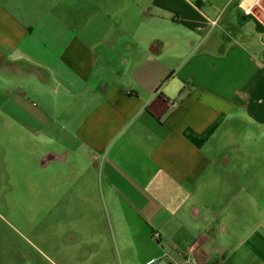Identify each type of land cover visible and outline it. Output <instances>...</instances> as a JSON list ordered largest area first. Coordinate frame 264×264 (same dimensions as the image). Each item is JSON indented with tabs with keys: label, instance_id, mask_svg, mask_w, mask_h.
<instances>
[{
	"label": "crops",
	"instance_id": "1",
	"mask_svg": "<svg viewBox=\"0 0 264 264\" xmlns=\"http://www.w3.org/2000/svg\"><path fill=\"white\" fill-rule=\"evenodd\" d=\"M42 143L130 264H264V0H0V174Z\"/></svg>",
	"mask_w": 264,
	"mask_h": 264
},
{
	"label": "rangeland",
	"instance_id": "2",
	"mask_svg": "<svg viewBox=\"0 0 264 264\" xmlns=\"http://www.w3.org/2000/svg\"><path fill=\"white\" fill-rule=\"evenodd\" d=\"M39 148H25L23 172L0 174V264L134 262L111 232L93 172L86 171V182L76 156L63 159L60 143ZM49 150L58 159L43 162Z\"/></svg>",
	"mask_w": 264,
	"mask_h": 264
},
{
	"label": "built area",
	"instance_id": "3",
	"mask_svg": "<svg viewBox=\"0 0 264 264\" xmlns=\"http://www.w3.org/2000/svg\"><path fill=\"white\" fill-rule=\"evenodd\" d=\"M255 1L257 3V0H255ZM244 9H245L246 14H250L252 12V6H248V7L245 6ZM170 103H171V105H174V106L178 105V103L176 101H173V100H170ZM154 237L157 238L158 234H155ZM196 245H197V243L195 244V246ZM167 256H168V253H166V252H162L159 255V257H167ZM178 264H198V261L196 259L192 258L191 256H187L184 258V260H182Z\"/></svg>",
	"mask_w": 264,
	"mask_h": 264
}]
</instances>
